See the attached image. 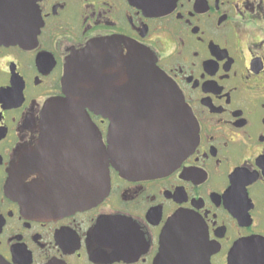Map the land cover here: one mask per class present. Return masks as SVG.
<instances>
[{
	"label": "flooded vegetation",
	"instance_id": "flooded-vegetation-1",
	"mask_svg": "<svg viewBox=\"0 0 264 264\" xmlns=\"http://www.w3.org/2000/svg\"><path fill=\"white\" fill-rule=\"evenodd\" d=\"M107 38L156 56L198 143L167 175L133 180L110 166L101 201L35 215L11 192L12 169L20 165L25 191L46 195L76 166L81 137L45 133L41 114L64 96L68 57ZM89 113L106 143L110 123ZM180 214L194 223L169 239L188 250L166 258L160 236ZM174 253L264 264V0H0V261L167 264Z\"/></svg>",
	"mask_w": 264,
	"mask_h": 264
},
{
	"label": "water",
	"instance_id": "water-1",
	"mask_svg": "<svg viewBox=\"0 0 264 264\" xmlns=\"http://www.w3.org/2000/svg\"><path fill=\"white\" fill-rule=\"evenodd\" d=\"M120 42L97 39L68 57L61 80L64 96L46 102L41 114L40 128L48 127L45 133L81 137L83 149L76 166L67 176H60L58 185L46 195L25 191L20 165L12 169L10 190L32 206L35 215H61L101 201L110 188V166L133 180L167 175L198 143L191 109L157 66L156 56L134 42L123 43L124 53ZM89 111L110 123L106 143ZM193 223L190 216L174 215L163 227L160 253L169 258L171 251L188 250L171 245L169 237L176 227L188 228ZM184 255L174 253L167 264H203Z\"/></svg>",
	"mask_w": 264,
	"mask_h": 264
}]
</instances>
